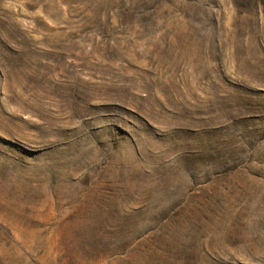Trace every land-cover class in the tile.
<instances>
[{"label":"rangeland","instance_id":"obj_1","mask_svg":"<svg viewBox=\"0 0 264 264\" xmlns=\"http://www.w3.org/2000/svg\"><path fill=\"white\" fill-rule=\"evenodd\" d=\"M0 264H264V0H0Z\"/></svg>","mask_w":264,"mask_h":264},{"label":"bare ground","instance_id":"obj_2","mask_svg":"<svg viewBox=\"0 0 264 264\" xmlns=\"http://www.w3.org/2000/svg\"><path fill=\"white\" fill-rule=\"evenodd\" d=\"M9 223L19 232V235L22 239V229L24 231H27L30 229V224L22 222V214L16 216H10L8 217ZM38 227V226H37ZM97 247V246H96ZM81 252V251H80ZM79 252V253H80ZM83 253V252H82ZM92 254V253H91ZM81 255V254H80ZM83 255V254H82ZM79 256V255H78ZM87 257V256H86ZM85 258V257H84ZM96 258V257H95ZM92 260V259H91ZM94 262V261H93Z\"/></svg>","mask_w":264,"mask_h":264}]
</instances>
